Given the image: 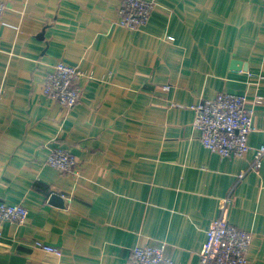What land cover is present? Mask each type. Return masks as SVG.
I'll use <instances>...</instances> for the list:
<instances>
[{
  "label": "crops",
  "instance_id": "0c3cea01",
  "mask_svg": "<svg viewBox=\"0 0 264 264\" xmlns=\"http://www.w3.org/2000/svg\"><path fill=\"white\" fill-rule=\"evenodd\" d=\"M2 1L0 203L28 219L0 223V264H129L161 243L198 264L227 198L226 220L252 235L247 264H264V159L249 170L264 139V0H157L136 31L116 25L121 0ZM59 61L86 75L70 110L43 94ZM219 93L253 110L241 158L206 150L193 127L192 107ZM56 147L77 174L46 165Z\"/></svg>",
  "mask_w": 264,
  "mask_h": 264
},
{
  "label": "built area",
  "instance_id": "2783aa9c",
  "mask_svg": "<svg viewBox=\"0 0 264 264\" xmlns=\"http://www.w3.org/2000/svg\"><path fill=\"white\" fill-rule=\"evenodd\" d=\"M157 0H121L118 9V27L129 31L143 28L153 11ZM6 9L0 0V19ZM166 39L171 40L170 37ZM86 77L78 67L57 62L53 70L45 75L43 94L50 101L70 110L80 103V81ZM168 90V87H164ZM248 99L244 94L219 93L213 99H202L192 110L195 113L193 127L199 134L201 145L221 158H241L251 149L248 145L249 134L253 130V110L247 107ZM264 159V139L253 150L250 171H259ZM46 165L60 173L77 174V159L72 150L60 147L51 148ZM245 175H239L241 179ZM230 199L220 201L218 216L205 230V242L199 254L198 264H247L246 254L252 235L231 225L225 218ZM28 219V211L21 205L0 203V223L23 224ZM3 233L0 229V239ZM34 248L61 257L57 247L38 241ZM166 245L137 246L131 250L129 264H174L165 255Z\"/></svg>",
  "mask_w": 264,
  "mask_h": 264
},
{
  "label": "water",
  "instance_id": "95a60500",
  "mask_svg": "<svg viewBox=\"0 0 264 264\" xmlns=\"http://www.w3.org/2000/svg\"><path fill=\"white\" fill-rule=\"evenodd\" d=\"M56 197H57V196H52L51 198L54 199V198H56Z\"/></svg>",
  "mask_w": 264,
  "mask_h": 264
}]
</instances>
